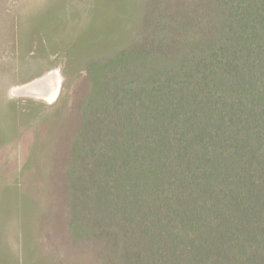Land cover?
<instances>
[{"label": "trees", "instance_id": "trees-1", "mask_svg": "<svg viewBox=\"0 0 264 264\" xmlns=\"http://www.w3.org/2000/svg\"><path fill=\"white\" fill-rule=\"evenodd\" d=\"M110 1L68 49L89 91L66 243L81 264H264V0Z\"/></svg>", "mask_w": 264, "mask_h": 264}, {"label": "rangeland", "instance_id": "rangeland-1", "mask_svg": "<svg viewBox=\"0 0 264 264\" xmlns=\"http://www.w3.org/2000/svg\"><path fill=\"white\" fill-rule=\"evenodd\" d=\"M112 5L0 0V264L83 262L66 243L61 179L89 85L68 49L87 27L108 25ZM52 70L63 77L55 103L10 98L13 87Z\"/></svg>", "mask_w": 264, "mask_h": 264}, {"label": "bare ground", "instance_id": "bare-ground-1", "mask_svg": "<svg viewBox=\"0 0 264 264\" xmlns=\"http://www.w3.org/2000/svg\"><path fill=\"white\" fill-rule=\"evenodd\" d=\"M61 80L60 72L52 70L26 84L13 87L9 91V96L10 98L38 99L45 104H51L57 95V88Z\"/></svg>", "mask_w": 264, "mask_h": 264}, {"label": "water", "instance_id": "water-1", "mask_svg": "<svg viewBox=\"0 0 264 264\" xmlns=\"http://www.w3.org/2000/svg\"><path fill=\"white\" fill-rule=\"evenodd\" d=\"M62 81H63V77H62V80L60 81L59 86L57 88V90H58L57 91V95H56L55 99H53V101L51 102V104L55 103L57 101L58 97H59L60 90H61V85H62ZM51 104H48V105H51Z\"/></svg>", "mask_w": 264, "mask_h": 264}]
</instances>
